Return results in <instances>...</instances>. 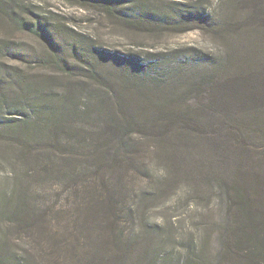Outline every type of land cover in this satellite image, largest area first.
<instances>
[{
	"label": "trees",
	"instance_id": "1",
	"mask_svg": "<svg viewBox=\"0 0 264 264\" xmlns=\"http://www.w3.org/2000/svg\"><path fill=\"white\" fill-rule=\"evenodd\" d=\"M171 1L71 0L142 33L209 32L225 52L192 45L167 57L110 52L17 0H0V18L42 45L18 42L12 57L53 70L40 79L0 74V103L9 105L8 89L18 99L14 115L0 118V141L24 164L10 197L0 194V224L44 226L47 244L45 255L24 257L0 245V264L52 262L59 251L66 264H140L131 256L142 249L137 214L169 189L217 201L196 220L203 234L174 264H264V0H222L214 8ZM32 183L49 196L38 208ZM61 187L67 201L55 211L49 200ZM51 213L59 236L45 224Z\"/></svg>",
	"mask_w": 264,
	"mask_h": 264
},
{
	"label": "rangeland",
	"instance_id": "2",
	"mask_svg": "<svg viewBox=\"0 0 264 264\" xmlns=\"http://www.w3.org/2000/svg\"><path fill=\"white\" fill-rule=\"evenodd\" d=\"M184 1L186 0H175L174 2L171 1V3ZM220 1L222 0H205L211 8L218 6ZM17 2L27 6L34 14L48 18L56 24L60 23L68 30H71L72 34L91 39L95 44L102 45L103 48L110 52L133 53L139 55L140 58H143L145 52H149L167 57L165 54H168V56L175 55L177 48L189 45L215 54H223L225 52V46L222 41L215 39L216 37H213L212 34L202 30H191L183 34L170 32L148 34L129 28L121 20L107 16L106 13L100 12L94 7H81L71 2V0H17ZM169 2L170 0H163L162 5L166 6ZM132 11L138 15L136 8ZM16 43L37 51L42 47L37 38L28 33H21L10 21L6 22L0 18V47L4 48L1 53L5 54L0 57V74L2 78L10 79L14 73L24 77V79H40L44 73L52 74L53 70L51 68L28 67L27 64L24 65V63L14 59L12 54L16 49V45H18ZM16 67L19 68L16 69ZM60 84L56 85V90ZM13 92L14 89L6 91L10 96V98L5 99L9 105L0 103V118L12 116L17 110L12 107V105L18 104L16 101L18 99H11L14 97L12 96ZM187 102L193 105L195 100L189 99ZM23 105L24 102H22ZM74 124L79 129L83 127L79 120ZM21 166L11 148L0 141V194L5 193L7 198H9L12 194V189L17 188V183L21 182L19 178ZM23 166L21 168H24ZM153 167L156 170L161 168V165L153 161ZM28 172L29 175H33L36 171L30 169ZM130 183L131 185L133 183L138 184L139 181L133 182L130 178ZM30 187L36 198L35 204L37 208L40 207V202H48L47 198L49 196L45 197L43 194H36L33 189V183ZM66 192L61 187L55 194L57 197L53 196L49 200L50 204L56 206V208L53 206L55 211L56 209H63L64 204L62 203L67 201ZM188 197L184 192L173 193L169 189L167 192L160 194L154 201L149 200L147 203L145 201L142 215L140 213L137 214L140 218L135 223L141 230L139 241L142 242V252L140 251L139 254L132 253L131 255L140 259V264H146L147 259L153 260L156 264H174L186 252L187 243L192 238L195 240V238H199L203 234V230L197 228L196 220L200 218V214L206 213L207 205V209L208 207H215L217 201L216 199L206 201L205 198L191 200ZM50 216L52 222L50 223L48 219L45 224L53 227V234L59 236L62 228L60 226L61 222L57 218L58 214L51 213ZM143 216L149 217V221L143 220ZM123 224V227L127 228L128 224L126 222H123ZM39 228L31 229V227L27 228V226H24L16 229L15 224L2 222L0 224V245L13 246L22 257H24L25 252L33 256L45 255L44 248H46L47 244L44 235L41 234L44 226L40 230ZM215 234L214 229L208 234L210 237L208 241L212 250H215L217 246ZM150 248L156 251L155 254H144L149 253ZM59 253L62 252L59 251L52 256V262L41 259L33 264H66L64 259L59 257ZM72 262L74 264V261Z\"/></svg>",
	"mask_w": 264,
	"mask_h": 264
}]
</instances>
